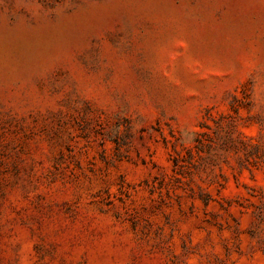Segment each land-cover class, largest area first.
I'll list each match as a JSON object with an SVG mask.
<instances>
[{"label":"rangeland","instance_id":"obj_1","mask_svg":"<svg viewBox=\"0 0 264 264\" xmlns=\"http://www.w3.org/2000/svg\"><path fill=\"white\" fill-rule=\"evenodd\" d=\"M0 264H264V0H0Z\"/></svg>","mask_w":264,"mask_h":264}]
</instances>
